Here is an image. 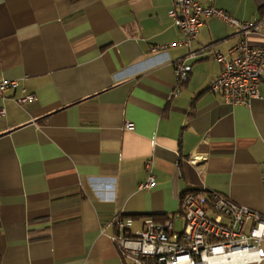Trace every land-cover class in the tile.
<instances>
[{
	"label": "crops",
	"instance_id": "obj_1",
	"mask_svg": "<svg viewBox=\"0 0 264 264\" xmlns=\"http://www.w3.org/2000/svg\"><path fill=\"white\" fill-rule=\"evenodd\" d=\"M197 1L264 18V0ZM174 2L0 0V80L36 95L0 97L2 264H127L113 216L133 217L131 234L149 217L181 230L192 191L264 214V77L250 105L212 92L224 69L215 51L237 45L240 30L205 17L188 58ZM247 38L264 47V23ZM149 162L155 184L140 188Z\"/></svg>",
	"mask_w": 264,
	"mask_h": 264
},
{
	"label": "built area",
	"instance_id": "obj_2",
	"mask_svg": "<svg viewBox=\"0 0 264 264\" xmlns=\"http://www.w3.org/2000/svg\"><path fill=\"white\" fill-rule=\"evenodd\" d=\"M170 15L184 34L181 43L190 48L188 58L196 54L192 43L205 17L218 16L237 26L242 36L239 43L228 52L215 51V58L224 64V69L212 81L210 90L233 104L250 105L260 96L264 47L252 44L247 36L258 30L264 18L257 23L240 21L224 9L206 7L197 0H175ZM160 48L157 46L155 50ZM184 61L182 57L174 61L178 83L187 77ZM19 88L21 93L15 98L18 103L35 99L33 91L22 87L18 80L8 79L0 80V97H5L10 89ZM132 126V123L127 124L128 128ZM147 168L150 176L140 188H151L155 184L151 162ZM182 213L185 225L181 230L175 228L171 218L157 222L149 217L142 230L131 234L128 230L134 223L133 217L118 212L112 218L117 232L111 238L127 264H259L264 260L260 250L264 243L262 212L219 191L207 190L187 193L182 200Z\"/></svg>",
	"mask_w": 264,
	"mask_h": 264
},
{
	"label": "rangeland",
	"instance_id": "obj_3",
	"mask_svg": "<svg viewBox=\"0 0 264 264\" xmlns=\"http://www.w3.org/2000/svg\"><path fill=\"white\" fill-rule=\"evenodd\" d=\"M178 225H180V222H178ZM261 253L264 255V245L261 247ZM261 264H264V261Z\"/></svg>",
	"mask_w": 264,
	"mask_h": 264
},
{
	"label": "trees",
	"instance_id": "obj_4",
	"mask_svg": "<svg viewBox=\"0 0 264 264\" xmlns=\"http://www.w3.org/2000/svg\"><path fill=\"white\" fill-rule=\"evenodd\" d=\"M0 264H2V263H1V255H0Z\"/></svg>",
	"mask_w": 264,
	"mask_h": 264
}]
</instances>
